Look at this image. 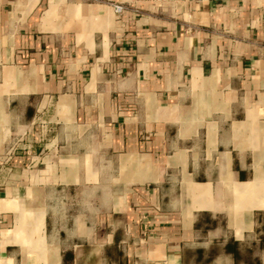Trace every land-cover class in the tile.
Returning a JSON list of instances; mask_svg holds the SVG:
<instances>
[{
    "label": "crops",
    "instance_id": "1",
    "mask_svg": "<svg viewBox=\"0 0 264 264\" xmlns=\"http://www.w3.org/2000/svg\"><path fill=\"white\" fill-rule=\"evenodd\" d=\"M0 264H264V2L0 0Z\"/></svg>",
    "mask_w": 264,
    "mask_h": 264
},
{
    "label": "built area",
    "instance_id": "2",
    "mask_svg": "<svg viewBox=\"0 0 264 264\" xmlns=\"http://www.w3.org/2000/svg\"><path fill=\"white\" fill-rule=\"evenodd\" d=\"M135 1H147V2H152V3H159L165 0H135ZM260 1L264 2V0H260ZM112 8H113L114 13L117 16L121 15L126 9L123 4H112Z\"/></svg>",
    "mask_w": 264,
    "mask_h": 264
}]
</instances>
